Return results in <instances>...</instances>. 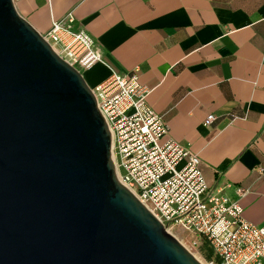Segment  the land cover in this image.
<instances>
[{
    "label": "water",
    "instance_id": "95a60500",
    "mask_svg": "<svg viewBox=\"0 0 264 264\" xmlns=\"http://www.w3.org/2000/svg\"><path fill=\"white\" fill-rule=\"evenodd\" d=\"M0 264H203L118 179L82 73L0 0Z\"/></svg>",
    "mask_w": 264,
    "mask_h": 264
},
{
    "label": "crops",
    "instance_id": "0c3cea01",
    "mask_svg": "<svg viewBox=\"0 0 264 264\" xmlns=\"http://www.w3.org/2000/svg\"><path fill=\"white\" fill-rule=\"evenodd\" d=\"M16 8L42 34L73 12L104 54L83 73L91 88L139 68L149 106L198 154L209 187L237 198L247 221L264 222V0H21ZM236 187L247 191L237 196Z\"/></svg>",
    "mask_w": 264,
    "mask_h": 264
},
{
    "label": "built area",
    "instance_id": "2783aa9c",
    "mask_svg": "<svg viewBox=\"0 0 264 264\" xmlns=\"http://www.w3.org/2000/svg\"><path fill=\"white\" fill-rule=\"evenodd\" d=\"M21 0H13L16 4ZM73 12L53 20L44 38L64 60L84 73L104 54L96 40L75 27ZM130 74L112 72L92 88L112 135V156L119 181L173 234H193L206 241L219 261L208 264H264V222L247 221L237 198L209 187L198 154L169 136L164 116L147 102L149 90ZM215 120L209 114L204 125ZM236 195L247 190L236 187Z\"/></svg>",
    "mask_w": 264,
    "mask_h": 264
},
{
    "label": "rangeland",
    "instance_id": "374dc122",
    "mask_svg": "<svg viewBox=\"0 0 264 264\" xmlns=\"http://www.w3.org/2000/svg\"><path fill=\"white\" fill-rule=\"evenodd\" d=\"M176 237L182 242L194 255H198L203 261H206L204 258V254L201 252V250L192 244V236L193 234H190L188 232H183L182 230L176 229L173 230Z\"/></svg>",
    "mask_w": 264,
    "mask_h": 264
},
{
    "label": "trees",
    "instance_id": "16d2710c",
    "mask_svg": "<svg viewBox=\"0 0 264 264\" xmlns=\"http://www.w3.org/2000/svg\"><path fill=\"white\" fill-rule=\"evenodd\" d=\"M198 248L201 250V252L204 254V258L207 262L210 261H219V259L215 256L212 248L208 245L206 241H203Z\"/></svg>",
    "mask_w": 264,
    "mask_h": 264
},
{
    "label": "bare ground",
    "instance_id": "6f19581e",
    "mask_svg": "<svg viewBox=\"0 0 264 264\" xmlns=\"http://www.w3.org/2000/svg\"><path fill=\"white\" fill-rule=\"evenodd\" d=\"M195 256L198 258V260H200L203 264H208L206 263V261H203L198 255L195 254Z\"/></svg>",
    "mask_w": 264,
    "mask_h": 264
}]
</instances>
